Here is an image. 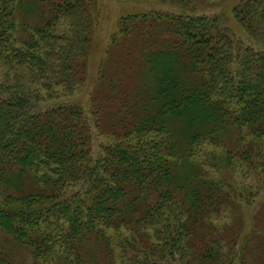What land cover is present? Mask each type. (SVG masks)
Instances as JSON below:
<instances>
[{"label":"trees","instance_id":"obj_1","mask_svg":"<svg viewBox=\"0 0 264 264\" xmlns=\"http://www.w3.org/2000/svg\"><path fill=\"white\" fill-rule=\"evenodd\" d=\"M227 1L122 17L85 105L98 0H0V264H264V216L226 222L263 189L264 0L245 36L196 13Z\"/></svg>","mask_w":264,"mask_h":264},{"label":"rangeland","instance_id":"obj_2","mask_svg":"<svg viewBox=\"0 0 264 264\" xmlns=\"http://www.w3.org/2000/svg\"><path fill=\"white\" fill-rule=\"evenodd\" d=\"M240 0H228L222 6L218 7H210V3H206L202 5V7H198L196 13L206 14V15H220L223 19L224 24L235 27L237 30V34L239 36H245L244 33L240 32L241 30L237 26L236 21L233 19L232 9L238 4ZM182 9V11H181ZM193 10V6H172L170 0H165L162 2L161 0H98V6L93 11L94 17L97 20V29L93 35V39L95 40V45L93 47V54L91 59V76L89 80V84L86 88H84L81 92L77 93L73 96L74 100H78L81 103L88 105V101L90 100V96L92 91L94 90L96 78L99 75L101 70V66L106 59L107 54L105 47L108 44L113 33L117 31V27L119 24V20L127 15L143 13V12H172L171 14H178L184 12L186 14H190ZM110 142L108 135H100L99 132L95 133L94 136V150L95 153H98L99 147L102 144H106ZM244 174L238 173L236 175V181L239 185L248 187V188H263L259 195L254 199L255 202L249 203L247 201L246 204L243 203L242 215L233 217H229L227 219L228 224H233L240 231L244 230L246 236L240 239V246L244 243L245 240L249 241V237L251 233L258 230L259 232H263L260 228L259 224L256 223V217L264 216V212H262V207L264 206V169H247L244 168ZM259 186V187H258ZM240 220H243V224H238ZM237 225L239 227H237ZM243 227V228H242ZM246 242L244 244H248ZM29 253L25 251L22 256H27ZM20 255V254H19ZM21 257V256H20ZM18 264H20L21 260L17 257ZM26 264H32L31 261L28 260ZM238 264V263H236Z\"/></svg>","mask_w":264,"mask_h":264}]
</instances>
